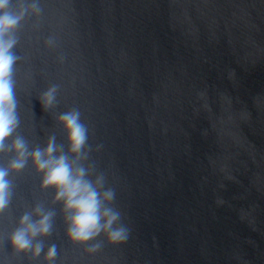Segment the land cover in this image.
<instances>
[{"label": "water", "instance_id": "obj_1", "mask_svg": "<svg viewBox=\"0 0 264 264\" xmlns=\"http://www.w3.org/2000/svg\"><path fill=\"white\" fill-rule=\"evenodd\" d=\"M40 3L18 30L19 132L42 148L55 134L67 151L57 117L78 107L89 162L115 188L130 235L101 236L96 252L70 243L29 161L0 215V264H47V246L33 260L8 242L37 201L56 212L46 240L56 264H264V0ZM53 84L59 104L46 112L39 96Z\"/></svg>", "mask_w": 264, "mask_h": 264}, {"label": "clouds", "instance_id": "obj_2", "mask_svg": "<svg viewBox=\"0 0 264 264\" xmlns=\"http://www.w3.org/2000/svg\"><path fill=\"white\" fill-rule=\"evenodd\" d=\"M40 0H0V156H8L0 164V215L10 209L14 195L13 176L21 173L31 161L40 176L41 189L54 193L53 204L62 205L66 237L75 246L91 252L100 250L103 236L111 244H122L130 235L125 214L116 206V190L108 184L107 175L90 161L89 127L78 107L60 113L57 124L67 134L68 150L58 144L56 135L48 137L46 147H32L19 132L20 116L15 90V66L21 59L15 49L18 30L23 23L40 18ZM37 28L39 24L35 25ZM46 44L58 47L57 37L50 35ZM63 63L64 57H59ZM60 85L49 86L39 96L43 109L54 110L59 104ZM97 145L95 151H99ZM56 212L37 201L24 210L18 224L8 236L14 253L35 260L47 246V264H56L57 245H46L54 232Z\"/></svg>", "mask_w": 264, "mask_h": 264}]
</instances>
